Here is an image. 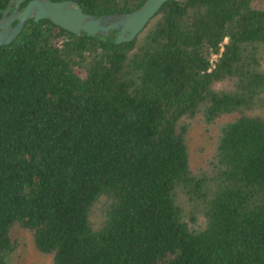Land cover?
Instances as JSON below:
<instances>
[{
	"label": "trees",
	"instance_id": "obj_1",
	"mask_svg": "<svg viewBox=\"0 0 264 264\" xmlns=\"http://www.w3.org/2000/svg\"><path fill=\"white\" fill-rule=\"evenodd\" d=\"M114 37L29 18L0 44V264L14 225L52 264H264V6L166 0Z\"/></svg>",
	"mask_w": 264,
	"mask_h": 264
},
{
	"label": "water",
	"instance_id": "obj_2",
	"mask_svg": "<svg viewBox=\"0 0 264 264\" xmlns=\"http://www.w3.org/2000/svg\"><path fill=\"white\" fill-rule=\"evenodd\" d=\"M8 0L0 9V44L8 43L17 36L29 19L48 18L74 33L109 36L115 31V42L133 39L166 0H143L129 11L104 14L85 12L75 0ZM16 22L13 24V22Z\"/></svg>",
	"mask_w": 264,
	"mask_h": 264
},
{
	"label": "rangeland",
	"instance_id": "obj_3",
	"mask_svg": "<svg viewBox=\"0 0 264 264\" xmlns=\"http://www.w3.org/2000/svg\"><path fill=\"white\" fill-rule=\"evenodd\" d=\"M255 4L264 6V0H254ZM264 66V59L262 60ZM215 124H207L200 119L192 122L188 134L191 164L195 168L205 165L211 156L215 144ZM11 236L16 240L14 260L20 264H52L51 256L39 252L32 240L30 231L18 225L11 228Z\"/></svg>",
	"mask_w": 264,
	"mask_h": 264
},
{
	"label": "flooded vegetation",
	"instance_id": "obj_4",
	"mask_svg": "<svg viewBox=\"0 0 264 264\" xmlns=\"http://www.w3.org/2000/svg\"><path fill=\"white\" fill-rule=\"evenodd\" d=\"M21 7V6H20ZM16 22V20L13 22V24Z\"/></svg>",
	"mask_w": 264,
	"mask_h": 264
}]
</instances>
